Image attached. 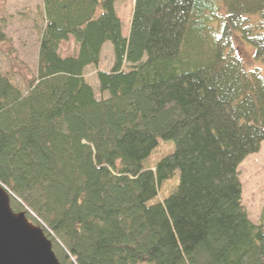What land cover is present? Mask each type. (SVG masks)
Wrapping results in <instances>:
<instances>
[{
    "label": "trees",
    "instance_id": "trees-1",
    "mask_svg": "<svg viewBox=\"0 0 264 264\" xmlns=\"http://www.w3.org/2000/svg\"><path fill=\"white\" fill-rule=\"evenodd\" d=\"M38 1L34 75L22 89L0 72L11 209L61 264H264V205L252 221L239 174L264 144V0H128L126 34L124 0Z\"/></svg>",
    "mask_w": 264,
    "mask_h": 264
},
{
    "label": "rangeland",
    "instance_id": "rangeland-1",
    "mask_svg": "<svg viewBox=\"0 0 264 264\" xmlns=\"http://www.w3.org/2000/svg\"><path fill=\"white\" fill-rule=\"evenodd\" d=\"M117 10L123 22V33L126 34L130 19L129 1L120 2ZM42 13V5L38 0H0V17L7 20L4 33L8 40L7 47L0 46V72L2 75L13 76L14 82L22 89L35 73L38 42L44 26ZM233 44L246 67L256 66L252 57L253 50L248 44L238 38L233 40ZM76 52L77 46L71 38L61 42L59 46L61 57L74 56ZM113 62V47L107 42L102 47L98 67H87L85 70L86 79L94 89L98 88L96 69L107 71ZM259 66L264 70V64ZM161 155V153L158 154V157ZM156 157V155L153 156V158ZM239 174L243 204L252 221L257 222L264 205V144L256 154L248 156L240 164ZM175 181L177 182L176 179ZM165 194L168 192H161V196Z\"/></svg>",
    "mask_w": 264,
    "mask_h": 264
},
{
    "label": "water",
    "instance_id": "water-1",
    "mask_svg": "<svg viewBox=\"0 0 264 264\" xmlns=\"http://www.w3.org/2000/svg\"><path fill=\"white\" fill-rule=\"evenodd\" d=\"M13 195L0 184V264H61L43 228L14 212Z\"/></svg>",
    "mask_w": 264,
    "mask_h": 264
}]
</instances>
